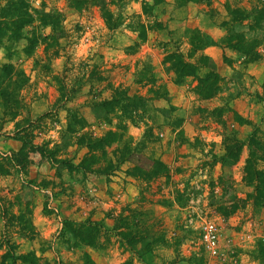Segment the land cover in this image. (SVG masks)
Returning <instances> with one entry per match:
<instances>
[{
	"label": "rangeland",
	"instance_id": "rangeland-1",
	"mask_svg": "<svg viewBox=\"0 0 264 264\" xmlns=\"http://www.w3.org/2000/svg\"><path fill=\"white\" fill-rule=\"evenodd\" d=\"M26 1L35 11L60 13L65 36L58 39L37 21L21 39L0 43V91L8 90L10 101L0 95V162L22 149L24 136L78 164L87 153L80 137H102L118 123V116L111 117L113 126L97 120L92 105L124 87L131 96L150 99L139 113L145 124L128 128L134 146L152 132L151 143L133 159L144 165L146 157L159 159L170 175L148 186L128 175L130 163L106 177L70 173L32 153L25 172L19 166H5L9 175L0 172V255L11 241L17 254L33 253L39 264H86L87 257L94 264H264V185L258 192L245 173L249 159L264 173V19L254 27L264 0H214L211 6L180 0ZM7 2L0 0V6ZM243 9L251 15L234 24L230 11ZM224 22L234 24L235 35L257 41V61L251 60L254 52L245 57L222 44L229 34ZM195 30L212 46L191 57ZM212 47L217 49L209 57L223 81L214 97L203 99L197 77L179 79L168 58L179 53L196 64ZM5 67H12L10 75ZM197 73L204 78L208 70ZM14 102L19 107L12 109ZM76 118L83 129L74 125ZM27 209L31 227L24 234L9 220ZM120 217L128 219L137 240L143 232L152 238L136 243V251L126 246L115 231ZM89 220L100 225L98 246L63 234L66 222L81 229ZM205 222L219 230L217 257L201 241Z\"/></svg>",
	"mask_w": 264,
	"mask_h": 264
},
{
	"label": "trees",
	"instance_id": "trees-1",
	"mask_svg": "<svg viewBox=\"0 0 264 264\" xmlns=\"http://www.w3.org/2000/svg\"><path fill=\"white\" fill-rule=\"evenodd\" d=\"M183 4L186 3H197V4H206L211 6L214 0H180ZM102 5H104V0H101ZM252 12L247 9L236 10L235 12L230 11L231 17L235 20L234 24H239L242 20H245L251 15ZM258 14L261 15L260 18L255 19L254 27H259V23L264 19V10L259 11ZM108 18V17H107ZM40 22L41 27H50L53 31V34L56 37L63 38L65 36V30L63 29L61 23H63V16L60 13H46L42 11H35L30 8L26 0H8L5 5L0 6V43L6 37L12 39H21L23 36V31L26 27L32 26L36 22ZM232 24V25H234ZM232 25L229 22H224L223 26L229 32V34L222 39V44L234 50L245 57H251V54L254 52L252 61H257L259 59L258 52L255 50L258 46L256 40L248 42L243 36L235 35L232 31ZM10 35V36H9ZM55 37V36H53ZM52 37V39H53ZM34 39L35 33H34ZM51 38V36H50ZM193 43H192V54L191 57L195 54H200L204 49L211 45V40L208 36L202 34L201 31L195 30L193 32ZM31 39V43H33ZM33 46V44H31ZM31 49V48H30ZM30 53V50L28 51ZM184 56L175 53L169 56L168 60L171 63L172 70L179 77L183 79L186 77H197L199 85L197 86V93L203 99H210L214 97L219 90L217 84L223 79H220L218 73L214 69V64L207 55H201L196 64L189 63L184 60ZM199 68H205L208 70V74L204 78L198 76ZM12 67H5V70L8 71L9 75L12 73ZM149 80L155 81L154 76L151 72L148 74ZM1 97H4L5 103H9V92L5 89L0 91ZM150 99L143 96H131L129 89L124 87H117L112 89V96L110 99L102 100L101 102L94 103L92 105L93 113L97 120L105 119L109 125L113 126V119L111 117H116L118 121L115 128L107 131L106 134L102 137H93L88 133H84L79 140V145L87 149V153L81 159L78 164L70 161L69 159H58L56 158V152L53 149H50L43 145H35L32 140L29 138L20 137V140L23 142V147L18 153H14L10 157H5L1 159L0 162V172L4 175H9V171L5 169V166H11L13 168L20 167L23 172L27 168V164L31 163L30 154H39L44 159H49L51 163H58L64 166L70 173L73 172H83L85 174L91 173L98 176L111 177L117 171L120 170L121 166L125 163H130L133 165L128 170V175L134 178L137 181H145L149 186L158 180L160 177L170 175V170L166 165L159 159L153 160L150 158L145 159L146 165L138 157V160L133 159L134 153L138 150L140 153L144 152L147 148V144L151 142L147 138L151 137L152 132L149 129L143 136L142 141L136 146H134V141L132 137L128 135V128L130 124L140 125L145 124V121L139 116L140 112H144L147 107V102ZM13 106L19 107V105L14 102ZM14 118L17 117L16 112L11 113ZM120 115V116H119ZM76 126L79 128H84L85 124L79 119H75ZM71 128V127H70ZM77 130L71 129V133H76ZM116 149L112 152L110 149ZM139 147V148H138ZM242 151V147H239L238 153ZM137 158V157H135ZM140 160V163H139ZM137 162V163H136ZM148 166V168H145ZM253 162L251 159L247 161L245 168V173L247 174V181L250 184L257 182L256 190L259 192L262 186L264 185V173L253 168ZM6 171V172H5ZM263 179V180H262ZM150 189V187H149ZM147 189V190H149ZM20 215L15 217L12 214L10 218V224L12 227L17 224L20 226V231L25 234L26 230L31 227V221L29 219L30 210L26 212L20 211ZM143 217V216H141ZM142 220L141 218L139 221ZM88 221L85 227L77 228V223L75 222H66L64 235L69 233L73 238L78 239L79 243L84 245L96 247L98 246V240L100 237V225L99 223H94ZM118 224H116L115 231L122 238L126 246L133 247L138 242H144L147 237H151L149 234L143 232V235L139 240L136 239L135 234H133L130 229V223L127 218L120 217L118 219ZM124 228L127 231H123ZM147 232V231H146ZM152 238V237H151ZM145 243V242H144ZM143 243V244H144ZM7 251L0 255V264H39L36 255L33 253H27L23 255L17 254V245L7 241L6 243ZM145 250L138 251V256L142 257ZM86 264H94L87 257ZM20 262V263H19ZM125 264H132L130 262Z\"/></svg>",
	"mask_w": 264,
	"mask_h": 264
},
{
	"label": "built area",
	"instance_id": "built-area-1",
	"mask_svg": "<svg viewBox=\"0 0 264 264\" xmlns=\"http://www.w3.org/2000/svg\"><path fill=\"white\" fill-rule=\"evenodd\" d=\"M201 241L211 256L217 257L219 255V230L214 222L202 224Z\"/></svg>",
	"mask_w": 264,
	"mask_h": 264
},
{
	"label": "crops",
	"instance_id": "crops-1",
	"mask_svg": "<svg viewBox=\"0 0 264 264\" xmlns=\"http://www.w3.org/2000/svg\"><path fill=\"white\" fill-rule=\"evenodd\" d=\"M203 28L207 30V28H206V27H203ZM212 48H215V47H212ZM216 49H217V48L213 49V50H212V52L208 54V56H212V57H213V55H212V54L215 52V50H216Z\"/></svg>",
	"mask_w": 264,
	"mask_h": 264
}]
</instances>
